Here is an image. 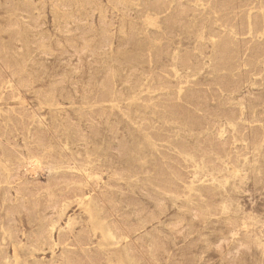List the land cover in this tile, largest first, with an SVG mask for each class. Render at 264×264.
<instances>
[{"label":"rangeland","instance_id":"obj_1","mask_svg":"<svg viewBox=\"0 0 264 264\" xmlns=\"http://www.w3.org/2000/svg\"><path fill=\"white\" fill-rule=\"evenodd\" d=\"M0 73V264L81 256L77 190L144 202L159 218L139 236L173 246L159 264H264V0H0ZM163 170L182 178L161 194Z\"/></svg>","mask_w":264,"mask_h":264},{"label":"bare ground","instance_id":"obj_2","mask_svg":"<svg viewBox=\"0 0 264 264\" xmlns=\"http://www.w3.org/2000/svg\"><path fill=\"white\" fill-rule=\"evenodd\" d=\"M249 3L252 4V2H249ZM7 87H8V81H6L5 77L0 73V99L2 97V93ZM86 105H85V108H86ZM82 137L83 136H71L67 138V143L69 145L91 143L88 140L83 141ZM5 138H6V132H5V129H3L2 115L0 114V139H5ZM93 145L96 147V150L102 149V147H100V144L98 143H94ZM187 155L191 158V160H193L196 163V165L198 166L200 170L205 171L209 169V174L212 176H215L218 173V171L211 170V167L214 165L215 161L217 160L215 152L213 151L190 152ZM29 159L32 160V158H29ZM33 159L35 158L33 157ZM0 160H1L0 161V184H1L2 182H6L10 179L11 167L8 163L3 162L2 159ZM38 160H36L37 164H39L40 162ZM68 160L72 162L73 164V166H71L72 169L69 168L70 171L74 169L76 170L78 168H83V166L85 165V163L83 162V158H78L74 155H70L68 157ZM147 163L148 162L146 160L141 161V164L144 166ZM157 175H158L157 190L161 194L168 193V192L175 190L174 183H173L174 177L178 176L179 178H182L181 175L174 170L173 171L171 170L159 171L157 172ZM161 177H164L169 182L162 183V181H160L159 179ZM227 180H229V178ZM15 183L16 181L14 182V184ZM193 188H194L193 186L188 187L189 190H193ZM77 191H78L76 193L77 201L79 204L84 205L85 210L88 214V219H87V222H85V224L81 228L80 232L77 234L75 243H74L77 249L81 252V256H75L71 252L67 253L66 260H65L66 264H159V262L161 261L162 254L168 253L169 256L172 255L173 246L167 248L164 244L165 242L163 241V239H161L157 235H151L150 233H145L139 236V234L149 224L153 223L155 220L159 218L158 215H153L149 212L148 207L144 202L130 201L123 206L116 199H112L114 203L111 206V209L107 210L106 212H103V207L102 205L99 204V200L92 199V197L89 196V194L81 193L80 190H77ZM62 202L63 201H59L55 199L53 201L52 207L55 209H58V212L60 210V212L63 213V211L65 210L66 204ZM214 209L215 208L210 207L209 210H214ZM75 222L76 221H71L68 227L72 228ZM41 225H42V232H41L42 235L57 243V241L59 240V237H56V232L58 231V228L60 226L59 221L52 220L50 222H47L43 218V220H41ZM137 236L139 237L136 238ZM61 240H62L61 242H63L64 239H61ZM170 241L173 243L171 239ZM16 253L14 252V254ZM19 258H18V261H19ZM18 261L16 262V264H18ZM176 264H187V263L178 262Z\"/></svg>","mask_w":264,"mask_h":264}]
</instances>
